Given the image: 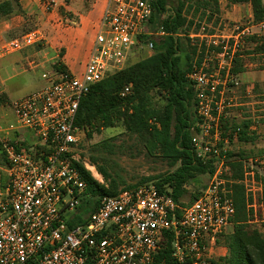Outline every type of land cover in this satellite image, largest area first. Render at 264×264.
Wrapping results in <instances>:
<instances>
[{"label": "built area", "instance_id": "obj_1", "mask_svg": "<svg viewBox=\"0 0 264 264\" xmlns=\"http://www.w3.org/2000/svg\"><path fill=\"white\" fill-rule=\"evenodd\" d=\"M156 2L108 0L81 76L44 73L47 86L11 102L0 92L5 160L0 165V264H155L167 232L173 235L178 264H213L218 240L237 212L234 182L223 177L233 161L232 143L242 131L233 129L232 121H251L250 133L262 119L243 110L233 112L245 106L238 102L243 84L234 73L235 61L244 57L251 37L264 38V22L237 27L231 35L211 34L204 28L187 35L198 49L187 75L196 96L192 145L197 159L213 161L216 167L198 198L182 205L155 183H145L102 198L83 223L71 226L87 192L75 164L82 163L79 150L86 136L75 125L80 103L93 85L126 68L136 51L152 55L153 39L167 36L162 29L152 30ZM45 4L50 8L53 1ZM44 40L40 30L31 31L7 44L0 58ZM251 89L245 91L246 97L252 96ZM131 91L126 87L122 96ZM19 130H28L34 142L13 139L11 134ZM241 162L243 179L236 183L245 187L250 223L255 224L264 210V187L255 170L260 161Z\"/></svg>", "mask_w": 264, "mask_h": 264}, {"label": "trees", "instance_id": "obj_2", "mask_svg": "<svg viewBox=\"0 0 264 264\" xmlns=\"http://www.w3.org/2000/svg\"><path fill=\"white\" fill-rule=\"evenodd\" d=\"M20 1L0 3V13L7 17L20 12ZM222 1L228 5H251L253 23L264 22V0H157L151 20L152 30L156 32L162 29L167 36L153 39L154 53L151 56L93 85L82 99L75 125L85 130L88 140L105 130L123 128L149 156L164 159L170 168L166 174L143 179L138 185L127 186L123 190L153 182L159 191L168 193L176 202L185 205L183 198L188 194L187 186L202 175L214 174V162L203 163L197 159L192 145L196 96L187 75L193 69L198 49L191 46L187 35L200 31L203 24H210L215 18L218 22ZM249 42L254 44V48L245 51V55H264V38L251 37ZM203 58L204 51L199 56V64ZM245 65L244 58H237L234 73L243 74ZM54 69L63 71L60 66H54ZM128 86L132 91L123 97L122 92ZM251 124V121L241 124L232 121L233 129L242 128L239 142L254 140V136H249ZM107 150L106 146L100 149L98 157L91 162L105 183L99 182L83 163H75L87 183V192L81 214L71 226L83 223V217L93 212L102 198L116 196L122 191L119 190V180L99 163L100 160L106 161L104 154H112ZM233 156L231 150L229 157L232 159ZM230 166L235 173L228 176L229 170L223 177L234 182L233 198L237 212L233 219V231L223 236L222 244L227 254L213 259V264H264V210L259 213L257 224L260 226L250 223L245 187L236 183L243 179V163L238 161ZM199 193L193 196L190 203L198 198ZM262 202L264 204V190ZM163 242V249L157 255L155 264H178L173 255V235L165 233ZM218 244H221L220 238Z\"/></svg>", "mask_w": 264, "mask_h": 264}, {"label": "crops", "instance_id": "obj_3", "mask_svg": "<svg viewBox=\"0 0 264 264\" xmlns=\"http://www.w3.org/2000/svg\"><path fill=\"white\" fill-rule=\"evenodd\" d=\"M51 1L52 6L47 8L45 0H21L20 12L0 18V51L18 39L13 38L14 35L28 30L31 24L35 30L41 31L45 39L23 50L10 51L0 58V92L10 102L47 86L48 82L42 75L53 73L54 66L81 76L90 58L108 0ZM231 6L234 10L248 6L249 17L253 18L251 5ZM255 78L264 81V72L257 76L249 73L240 75L246 89ZM11 137L28 142L35 140L31 133L23 130L13 132ZM223 250L222 255L225 256L227 249Z\"/></svg>", "mask_w": 264, "mask_h": 264}, {"label": "rangeland", "instance_id": "obj_4", "mask_svg": "<svg viewBox=\"0 0 264 264\" xmlns=\"http://www.w3.org/2000/svg\"><path fill=\"white\" fill-rule=\"evenodd\" d=\"M4 1L7 0H0V3H3ZM249 14L250 8L248 6L234 10L231 5H227V2L223 1L221 2V15L219 16L218 22L217 18H215L210 24H203L202 26L206 31L231 35L237 27L242 28L253 24V20L249 17ZM1 17H3V15L0 13V18ZM35 29L34 24H31L28 30H25L21 34L14 35L13 38H19L24 33ZM246 47V51H250L254 48L250 43L247 44ZM150 54L151 53L136 51L127 66L148 57ZM243 55L246 64L244 71L245 74L249 73L257 76V74L264 72V56L245 55V53H243ZM248 85L252 88V96L246 97L245 91L248 88L244 89L242 86V89L238 91L237 96L239 97L238 102L244 103L245 106L234 108L233 112L235 114L243 110L250 116L255 115L262 119H260V124L257 128L249 134V136L255 137L252 142L237 141L232 144L231 150L234 154L232 157V163L253 158L259 159L260 162L256 164L255 170L258 180L263 183L264 187V81L255 78L251 84ZM156 101H159L158 98H156ZM159 105H161V101H159ZM23 132L28 133L29 131L23 130ZM105 146L109 151H112V154H104L106 161L100 160L99 163L102 166L104 165L108 172L119 180L120 191L123 190L124 187L138 185L143 179L163 175L170 171V168L164 159L149 156L144 148L135 139L131 138L123 128L108 129L103 131L102 134L95 135L89 140L85 136L79 150V156L81 157L82 163L101 183H105L104 179L98 173L96 167L91 165V162L94 157H98L99 150L103 149ZM4 163L5 160L1 149L0 165H3ZM230 172L228 176L235 173L234 170H230ZM211 180L212 177L210 175H202L198 180L189 184L187 186L188 194L183 198V202L190 203L193 196L209 185ZM255 225L260 226L257 223H255ZM233 227V224L230 225L223 235H221V244H218V247L214 251V259L223 256V248H225L222 244L223 236L231 233Z\"/></svg>", "mask_w": 264, "mask_h": 264}]
</instances>
